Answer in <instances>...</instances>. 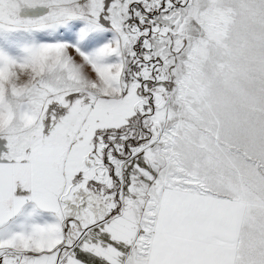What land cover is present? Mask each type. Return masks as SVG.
<instances>
[{"label": "snow or ice", "instance_id": "6c2138e0", "mask_svg": "<svg viewBox=\"0 0 264 264\" xmlns=\"http://www.w3.org/2000/svg\"><path fill=\"white\" fill-rule=\"evenodd\" d=\"M0 264H264V0H0Z\"/></svg>", "mask_w": 264, "mask_h": 264}]
</instances>
